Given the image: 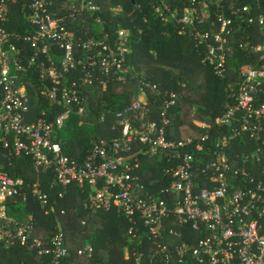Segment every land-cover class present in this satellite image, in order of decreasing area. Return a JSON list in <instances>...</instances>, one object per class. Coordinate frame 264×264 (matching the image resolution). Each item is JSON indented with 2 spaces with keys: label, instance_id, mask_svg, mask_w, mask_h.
I'll return each mask as SVG.
<instances>
[{
  "label": "built area",
  "instance_id": "1",
  "mask_svg": "<svg viewBox=\"0 0 264 264\" xmlns=\"http://www.w3.org/2000/svg\"><path fill=\"white\" fill-rule=\"evenodd\" d=\"M180 1L183 13L177 0H141L135 6L145 12V22L149 10L174 23L180 33H189L204 64L219 77H227L231 54L238 49L255 58L240 65L238 78L228 84L225 111L204 122L200 134L170 138L169 113L179 94L163 92L141 76L131 103L121 108L103 103L95 122L107 126L110 136H93L88 154L80 159L65 152L63 130L74 115L85 116L87 86L104 88L135 72L126 64L131 30L120 25L110 33L98 0H0L4 147L10 155L29 157L38 174L51 173L52 187L77 183L90 211L116 210L125 217L134 264H264V0H256L257 16L252 3L229 14L226 0ZM199 3L213 14L212 30H195L201 20ZM20 14L30 25L23 33L10 28L15 16V24L20 23ZM253 26L262 41L254 39ZM33 70L50 105L36 119L30 116L26 84ZM149 91L160 99V122L148 117ZM141 156L154 159L160 170L152 189L144 182ZM26 184L24 177L0 170V250L21 244L45 256V264H78L71 260L59 219L56 231L41 238L35 234L34 215L7 201L21 196L23 205ZM31 187L46 213H55L56 200L50 203L41 180ZM93 253L90 244L79 251L90 258Z\"/></svg>",
  "mask_w": 264,
  "mask_h": 264
},
{
  "label": "trees",
  "instance_id": "2",
  "mask_svg": "<svg viewBox=\"0 0 264 264\" xmlns=\"http://www.w3.org/2000/svg\"><path fill=\"white\" fill-rule=\"evenodd\" d=\"M105 9L103 16L107 20V30L112 33L118 26L131 30L130 52L127 54L128 65L134 66L135 72L128 76L126 81H112L103 88L96 83L87 86L89 103L85 116L74 115L64 128L63 145L67 154L83 159L92 146L93 136L103 134L110 136L104 125L95 121L104 108L103 103L118 108L131 103L140 84L141 76H146L154 83H158L163 92L175 90L179 94L178 103L170 111V124L167 126V135L170 138H186L200 134L204 122H212L226 109L228 101V84L238 78V68L253 61V57L246 52L237 50L231 54L227 67V77L222 78L214 73L211 65L203 62V55L196 46L195 39L189 34H182L174 23H165L157 15L148 10L149 20L144 21L145 12L136 9V3L141 0H98ZM176 4L183 13L184 2L177 0ZM252 3L257 16L261 11L256 0H226L227 11L243 7ZM120 5L122 10L117 11L112 6ZM264 10V1L261 2ZM203 3L196 5V11L201 15L195 30H212L213 14L202 11ZM17 9V8H16ZM20 23L11 22L10 28L19 33L25 32L30 25L23 20V14L17 16ZM17 26V27H15ZM256 41H262L263 35L257 31V26L251 28ZM237 38L242 40L243 33L237 32ZM234 42L238 43V39ZM115 39V37H113ZM77 76L81 71H74ZM26 84L31 96V118L40 116L43 109L49 105L37 85L38 74L33 70ZM95 88V93H93ZM149 115L152 120L160 122V99L149 91ZM195 106V108H194ZM53 110L60 112L54 105ZM86 119L88 123H82ZM143 161L144 182L150 189L152 178L159 176L157 162L141 156ZM0 170L11 176H22L27 184L25 190L28 198L20 206V211L30 212L36 221L35 234L41 238L56 231L59 219L64 229L65 239L72 255L71 260L78 264H134L132 255V240L126 235L129 227L128 220L116 210L92 212L84 207L85 193L77 183L66 188L52 187L51 173L38 174L34 171L31 160L27 156H14L4 147L0 132ZM41 180L44 189L49 193V201L55 203V213L47 214L39 200L32 193V184ZM30 184V186L28 185ZM59 192L63 193L60 197ZM14 203L22 202V197L7 200ZM65 210V212H62ZM85 221V223H84ZM92 245L93 257L79 254L86 245ZM47 258L39 255L35 250H29L21 244L11 247H1L0 264H45Z\"/></svg>",
  "mask_w": 264,
  "mask_h": 264
},
{
  "label": "rangeland",
  "instance_id": "3",
  "mask_svg": "<svg viewBox=\"0 0 264 264\" xmlns=\"http://www.w3.org/2000/svg\"><path fill=\"white\" fill-rule=\"evenodd\" d=\"M194 108H195V106H194ZM254 151H256V149ZM18 205L21 206V202H19Z\"/></svg>",
  "mask_w": 264,
  "mask_h": 264
}]
</instances>
